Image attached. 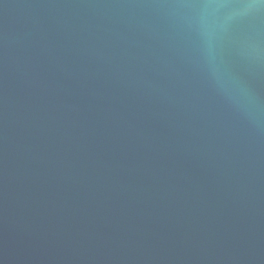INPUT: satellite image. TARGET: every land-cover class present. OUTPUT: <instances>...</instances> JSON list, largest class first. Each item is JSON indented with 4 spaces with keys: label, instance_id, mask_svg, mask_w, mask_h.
<instances>
[{
    "label": "water",
    "instance_id": "obj_1",
    "mask_svg": "<svg viewBox=\"0 0 264 264\" xmlns=\"http://www.w3.org/2000/svg\"><path fill=\"white\" fill-rule=\"evenodd\" d=\"M0 264H264V0H0Z\"/></svg>",
    "mask_w": 264,
    "mask_h": 264
}]
</instances>
